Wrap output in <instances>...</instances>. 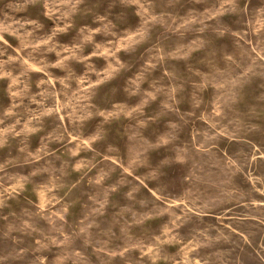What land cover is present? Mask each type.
Masks as SVG:
<instances>
[{"label": "rangeland", "instance_id": "1", "mask_svg": "<svg viewBox=\"0 0 264 264\" xmlns=\"http://www.w3.org/2000/svg\"><path fill=\"white\" fill-rule=\"evenodd\" d=\"M0 264H264V0H0Z\"/></svg>", "mask_w": 264, "mask_h": 264}]
</instances>
